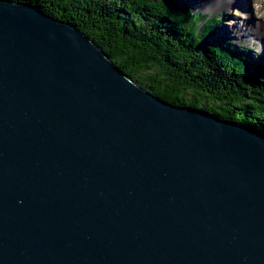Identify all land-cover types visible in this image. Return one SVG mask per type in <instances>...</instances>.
Here are the masks:
<instances>
[{"label": "water", "instance_id": "water-1", "mask_svg": "<svg viewBox=\"0 0 264 264\" xmlns=\"http://www.w3.org/2000/svg\"><path fill=\"white\" fill-rule=\"evenodd\" d=\"M0 264H264V126L153 96L71 22L0 0Z\"/></svg>", "mask_w": 264, "mask_h": 264}, {"label": "trees", "instance_id": "trees-1", "mask_svg": "<svg viewBox=\"0 0 264 264\" xmlns=\"http://www.w3.org/2000/svg\"><path fill=\"white\" fill-rule=\"evenodd\" d=\"M23 1L74 24L127 76L158 97L264 126V90L239 61L234 42L225 39L234 35H219V18L192 12L193 26L187 25L178 14L181 0ZM115 4L120 12L112 9ZM208 56L224 59V79L209 70Z\"/></svg>", "mask_w": 264, "mask_h": 264}, {"label": "rangeland", "instance_id": "rangeland-1", "mask_svg": "<svg viewBox=\"0 0 264 264\" xmlns=\"http://www.w3.org/2000/svg\"><path fill=\"white\" fill-rule=\"evenodd\" d=\"M211 4H212V0H202L199 4V10L202 13V9H206L203 12V14L207 13L208 15H215L217 16V18H222L220 21L221 27H220V30L218 27V32H220L221 30L228 29L227 31L232 33L233 35L240 37V38H244L245 42L248 45L250 44V46L253 47L254 50L257 51V53L259 54L263 53L262 52V50L264 49L263 46H261L262 49L260 51V47H259L260 45L258 46V43L254 41V39H250L246 35L247 34L245 32L246 25L244 24V22H245L246 15H247L246 12L248 11L240 9V7L236 6V4H229V6L226 9L225 8L222 9V7H220L218 11H215V10L211 11L210 9H208ZM250 5L252 6V8L250 11L251 13L249 14L252 15L253 22H252V26L251 25H247V26H250L252 31L260 28L263 32V34H261L263 36L261 41L262 43H264V28H263L264 27V0H250ZM238 23H240L239 27H237ZM198 28L200 29L201 26H199Z\"/></svg>", "mask_w": 264, "mask_h": 264}, {"label": "bare ground", "instance_id": "bare-ground-1", "mask_svg": "<svg viewBox=\"0 0 264 264\" xmlns=\"http://www.w3.org/2000/svg\"><path fill=\"white\" fill-rule=\"evenodd\" d=\"M229 4H236V6L240 7V9L245 10V11H248V12H246L247 15H246V19H245V22H244V24L246 25V28H245V32L247 33L246 35L248 37H250L251 39H254V41H256L258 43H261L259 45L264 47V43H262V41H261V39L263 38V36L261 35V34H263L262 30L259 28V29L253 30L254 31L253 32L252 29L250 28V26H247V25H251L252 26V22H253V20H252L253 17H252V15L249 14V13H251L250 11H251V8H252V6L250 5V0H232V1L231 0H212V4L209 6L208 9H210L211 11L212 10L213 11L214 10L215 11H218V9L220 7H222V9H224V8L226 9L229 6ZM205 14H206V16L208 18H211V17L215 16V15H208L207 13H205ZM207 17H206V19H208ZM215 17L217 18V16H215ZM239 25H240V23H238V26L237 27H239ZM242 25H243V23H242ZM141 88H143V87H141ZM146 91L148 93H150L151 95H153V96H157V95L151 93L148 90H146Z\"/></svg>", "mask_w": 264, "mask_h": 264}]
</instances>
